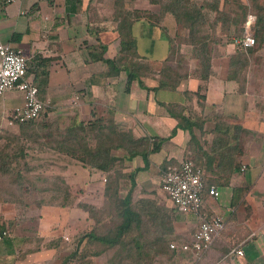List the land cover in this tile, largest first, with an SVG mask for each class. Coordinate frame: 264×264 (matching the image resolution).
I'll return each mask as SVG.
<instances>
[{
	"label": "crops",
	"instance_id": "crops-1",
	"mask_svg": "<svg viewBox=\"0 0 264 264\" xmlns=\"http://www.w3.org/2000/svg\"><path fill=\"white\" fill-rule=\"evenodd\" d=\"M139 8L156 9L152 5ZM111 10L110 0H17L8 5H3L0 0V39L25 54L31 66L29 74L33 75L34 82L39 74L41 75L37 79L45 82V87L40 90L44 91L40 99L45 103L41 118L62 123H86L103 117L131 130L136 137L148 138L150 143L162 139L159 149L151 153L148 159L136 158L126 161L121 169L123 181L128 189L134 182L133 198L137 199L140 196H153L150 193L154 190L163 194L160 185L162 172L166 166L176 165L188 155L189 134L186 130L176 128V120L169 112L170 105L180 104L197 114L202 111H217L236 117L247 131L243 140L244 154L240 158V165L245 168L241 170L240 167L239 172L232 175L229 185H211L217 188L219 196L221 188L226 190L227 204L224 208L229 216L225 218L223 213L216 210L221 207L220 204L205 203L203 197L205 211L222 216L224 230L200 256L196 257L192 252L181 253L177 257L167 259V264H264V198L258 199L251 194L254 188L253 175H245L249 164L244 160V156L247 154L246 141L250 134L243 124L246 111L250 110L249 105L251 108H257L261 103L264 104V46L255 54L257 64L247 68L243 86L227 79L229 56L235 51L233 45L227 44L219 48L212 58L213 75L206 81L199 78L195 65L190 64L187 76L182 79L180 85L175 90L165 89L158 87L157 72L167 56V37L160 29L161 39L156 46V42L148 35L151 33L153 36L157 26L141 20L133 25V35L137 27L148 30L142 48L140 41L135 35L134 37L138 54L151 64L152 69L127 84L126 71L119 67V71L109 68L104 61L98 59L101 54L103 59H113L120 49L118 34L115 31L116 21ZM164 20L163 25H174L171 15H166ZM198 90V93L204 96L201 102L197 101L195 95ZM21 103L22 94L18 91H9L0 96V128H12L13 132H18L17 126L9 127L5 120L10 111ZM252 110L249 113H254ZM253 115L257 118V124L260 123L259 120L263 123L264 113L261 116L259 113ZM212 127L210 122L205 124L207 130ZM206 138L210 140V134ZM261 139L264 140V136L261 135ZM262 151L264 142L260 144V150L252 154V162L260 166L255 181L264 171V158L259 159ZM46 154V151L38 153L40 157ZM51 155L56 158L52 161L50 169L66 171L67 175L60 179V182L65 181L69 188L86 187L87 192L93 186L102 190L105 174L90 170L75 160H65L64 155L58 152L51 151ZM39 161L41 165L44 164L43 159ZM41 165L37 169L45 167ZM240 186L247 188V191L239 203L232 205V188ZM142 191L146 195H141ZM87 196H82L83 201L79 202L85 204L84 198ZM218 197L210 196L214 200ZM166 204L171 205L169 198ZM76 205L74 204L71 210V220L65 228L64 237L67 241L77 237L78 230L82 229L79 227L80 218L87 219L86 223H89L87 212L82 208L80 214V211H76ZM239 208L241 209L238 214ZM75 211L78 213H74ZM42 220L43 217L38 221L39 227L42 228L34 233L35 236L43 238L39 249H29L28 245L23 247L24 243H29V236L34 238V235L14 233L0 239V255L15 254L17 259L14 264H60L63 250H58L59 242L50 248L43 246L45 242L55 238L51 236L55 233L53 226H45ZM190 225L194 229V220L190 216L177 214L176 229L187 230ZM235 241L238 242L237 246L230 247L228 255L224 254L229 242ZM61 246L63 247V244ZM66 247H69V244ZM70 248H66L67 251ZM234 248H242L243 255L233 253Z\"/></svg>",
	"mask_w": 264,
	"mask_h": 264
},
{
	"label": "trees",
	"instance_id": "trees-1",
	"mask_svg": "<svg viewBox=\"0 0 264 264\" xmlns=\"http://www.w3.org/2000/svg\"><path fill=\"white\" fill-rule=\"evenodd\" d=\"M135 2H144L156 9L139 8L133 5ZM110 3L120 49L113 59H103L102 54L98 59L109 68L126 71L127 84L152 69L138 54L133 35V25L141 20L155 24L167 37V56L157 72L158 87L165 89L175 90L186 78L192 63L201 80L206 81L213 75L212 58L219 48L232 43L231 38L243 36L248 13L255 15L251 26L255 44L246 49L238 46L240 49L229 56L227 79L243 86L247 68L264 46V3L261 0H111ZM168 14L181 28L175 35L161 25ZM183 47H188V51ZM37 78L39 97L45 82ZM198 92L195 95L201 102L204 96ZM168 108L176 120V128L189 134L188 154L204 169L202 197L210 195L211 185H229L232 175L241 167L246 129L236 117L221 112L197 114L180 104ZM207 122L213 124L210 130L205 128ZM208 134L210 140L206 138ZM162 141L156 139L150 143L148 138L136 137L131 130L103 117L86 123H62L40 116L20 124L17 133L0 128V179L6 180L0 186V203H21V195L28 193L29 188L24 186L23 180V173L31 170L28 152L48 148L105 174L102 204L83 206L88 215V229L76 238L74 248L60 264H95L99 259L101 264H167V259L187 253L172 250L167 244L166 237L176 231L177 211L172 203L164 205L155 195L134 199V182L127 193L121 195L124 162L148 159ZM246 191L243 186L233 187L232 205L239 203ZM142 192L141 195H146ZM7 226L0 219V235L7 231ZM228 253L229 249L225 250L224 254Z\"/></svg>",
	"mask_w": 264,
	"mask_h": 264
},
{
	"label": "rangeland",
	"instance_id": "rangeland-1",
	"mask_svg": "<svg viewBox=\"0 0 264 264\" xmlns=\"http://www.w3.org/2000/svg\"><path fill=\"white\" fill-rule=\"evenodd\" d=\"M111 1V0H110ZM264 2V1H263ZM132 3V2H131ZM130 3V4H131ZM139 4V5H138ZM136 7H148V5L144 2H135L133 4ZM165 20L162 21L161 25ZM170 32V34L175 35L181 31V28L178 26L174 25L169 26L167 23L165 25ZM139 27L136 28V31L134 32V35L137 37V39L140 41V48L143 47V42H146V36L148 30L146 28L143 29H138ZM156 28V27H155ZM152 29V28H150ZM161 34H160V29L157 27L154 29V34L150 33L148 37L150 39L152 38L156 42V46L159 45L160 39H161ZM237 39H230V42L228 45H233L235 49H240L238 44L235 42ZM184 51H188V47H183ZM25 55V54H24ZM256 56V55H255ZM194 65V63H192ZM257 61L253 62L252 65H256ZM259 64V63H258ZM44 91H40L39 97L42 95ZM254 106V105H253ZM264 104L261 103L259 107L257 108H251L249 105V109L255 110L259 115L264 113L263 110ZM250 110L246 111V116L243 119V124L244 126L248 129V133L250 134L249 138L246 141L247 145V154L244 156V160L247 161L249 164V169L246 172V176H252V181H254V188L252 190L251 194H254V196L258 199L264 198V171L263 174H259L260 178L255 181V176L258 175V172L260 171V166L256 165L254 162H252V155L254 152H258L260 150V144L264 142V140L261 139V135L264 136V120L263 123L261 120L259 124H257V118L255 115L257 113L255 111H251L254 113H249ZM260 125V126H259ZM261 127V128H259ZM16 129V128H15ZM19 129V126H18ZM10 132L12 131V128L5 129ZM16 133V132H13ZM255 134L257 136L255 137ZM41 151H46L48 154L44 155V157H40L38 153ZM51 151L48 148L44 149H37V150H30L29 153V158L28 159V166H31L30 172L23 173V180H24V186L29 187L28 188V193H23L24 195H21V203L16 201L15 203H0V219L4 221V224L7 226V231L9 234H14V233H20V234H31L34 235L36 232H39V229L42 228L41 226L39 227L38 221L39 219L41 220L43 217V222L45 226H53V233L51 236H54L55 238L52 239L49 242H45L43 246H46L48 248L53 247L54 244L57 242V246L60 248L58 249L57 246H55L59 251L61 252L62 259L66 256H69V252L74 248V244L76 241V238L86 229H88V224L86 223V220L82 217L80 218V223L79 227L82 229L78 230L77 237L74 239H70L67 241L65 239V228L67 227L66 225L70 222L71 220V212L72 208H74V204H77L78 208L76 211H83L85 210V207L87 205L91 206H100L102 204L103 197H100L101 195V189L96 186H93L92 188H89V192H87L88 188H82V187H73L69 188L68 185H66L65 181H61L60 179L64 178L66 174V171H62L61 169L57 170L55 168L53 171L50 169V166L53 164L52 161H55V156L51 155ZM63 156V155H62ZM259 159L264 158V151L259 154ZM31 157V158H30ZM64 159H70L66 156H63ZM187 157H192L190 154L187 155ZM44 160L43 165H41L39 160ZM45 166V167H40L37 169L38 166ZM58 165V164H55ZM59 166H62L59 164ZM244 176V175H242ZM64 180V179H63ZM5 181V182H4ZM105 182V181H104ZM6 183L5 178L0 179V186ZM83 185V184H81ZM48 189L47 191H42L43 189ZM16 189V188H15ZM14 188L12 190H15ZM103 189V187H102ZM128 186L127 184L124 183V181L121 184V195H125L127 193ZM226 190L221 188L220 196L218 197L217 200H214L210 198V196H204V201L205 203L210 202V203H218L221 205V207H218L216 210L219 213H223L225 218L229 216L228 212L225 210V205L226 203ZM151 195H155L158 200L164 204L167 205L166 202L168 203V198L165 195V193L161 194L158 193L157 191H151ZM75 195H78V197H75ZM88 195L87 198L85 199V204L81 203L79 201H83L82 196ZM90 201V203H87V201ZM164 201V203H163ZM79 202V203H78ZM20 203L18 206L16 204ZM219 205V206H220ZM168 206V205H167ZM171 206V205H169ZM241 207V206H240ZM83 208V209H82ZM240 209H238V214L240 212ZM243 210V209H242ZM241 210V211H242ZM74 213H78V212ZM86 211V210H85ZM71 212V213H70ZM85 220V221H83ZM9 221H11L13 224H8ZM44 227V226H43ZM194 229L191 227H187V230L180 231L176 229L175 234H171L166 237L167 239V244L169 247V242L171 240H182V239H189L190 234H192L195 230V225H193ZM48 229V228H46ZM57 229V230H56ZM61 233V234H60ZM60 234V235H59ZM57 235V237L55 236ZM179 235V236H178ZM28 237V236H26ZM32 236H29V243H24L23 247L25 248L27 245L29 249L32 247L34 249H39V247L43 243V238L39 236H33L34 238H31ZM31 239V240H30ZM50 243V244H48ZM238 242H229V246L227 249L230 247H233L237 244ZM63 244V247L61 246ZM69 244V247H66V245ZM71 246V248H70ZM237 246V245H236ZM235 246V247H236ZM27 247V248H28ZM66 248H70L68 251ZM62 249V250H61ZM60 253V252H59ZM59 253H55L60 255ZM16 256L15 254H6V255H0V264H14L16 261ZM61 259V261H62ZM237 260H239L237 258ZM60 261V263H61ZM102 260H96L95 264H101Z\"/></svg>",
	"mask_w": 264,
	"mask_h": 264
},
{
	"label": "built area",
	"instance_id": "built-area-1",
	"mask_svg": "<svg viewBox=\"0 0 264 264\" xmlns=\"http://www.w3.org/2000/svg\"><path fill=\"white\" fill-rule=\"evenodd\" d=\"M15 1L17 0H2V4L8 5ZM254 20V14L246 15L243 36L235 40L240 48L246 49L255 44L251 32ZM30 67L28 58L20 49L0 39V96L9 91H18L22 94V103L15 106L5 120V124L9 127H18L22 123L35 120L44 112L45 103L38 97V88L33 75L29 74ZM244 168L243 165L241 170ZM203 174L204 169L201 165L191 157H185L178 164L168 166L160 178L161 189L171 201L177 214L190 216L195 225V230L189 239L171 240L169 248L192 252L196 257L210 248L225 227L222 216L208 214L204 209ZM209 194L217 198L219 191L215 186H210ZM7 235H9L8 231H4L0 239ZM232 252L238 256L243 255L242 248H234Z\"/></svg>",
	"mask_w": 264,
	"mask_h": 264
}]
</instances>
